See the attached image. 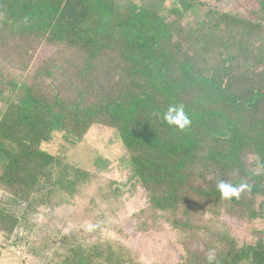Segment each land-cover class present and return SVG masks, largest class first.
<instances>
[{"label":"trees","instance_id":"16d2710c","mask_svg":"<svg viewBox=\"0 0 264 264\" xmlns=\"http://www.w3.org/2000/svg\"><path fill=\"white\" fill-rule=\"evenodd\" d=\"M220 1L0 0V238L16 246L18 227L70 205L95 238L55 229L29 244L40 263L148 264L103 233L138 190L137 229L177 248L150 264H264L253 228L264 221V0H238L242 12ZM42 45L51 55L34 61ZM174 105L183 129L163 119ZM95 126L120 143L125 181L106 174L107 158L88 170L42 148L57 134L78 145ZM220 182L245 187L225 199Z\"/></svg>","mask_w":264,"mask_h":264},{"label":"rangeland","instance_id":"374dc122","mask_svg":"<svg viewBox=\"0 0 264 264\" xmlns=\"http://www.w3.org/2000/svg\"><path fill=\"white\" fill-rule=\"evenodd\" d=\"M237 2L238 0H222L218 3V7L242 12L243 10H241L240 6H237ZM50 55V47L42 45L37 50L34 61ZM42 148L52 154L64 152L68 161L88 170H97L99 168L97 164L99 158H107L109 159V164L106 174L116 180L125 181L126 175L123 168L115 165L118 164L117 158L123 154V150L110 129L95 126L87 133L84 142L75 146L68 144L57 134L50 143H43ZM124 200L125 205L118 213L116 219H114L116 224H111L110 227H103V233L118 237L123 243L137 252L141 260L148 264L156 259L173 260L176 258L177 248L171 247L167 243L165 231L137 229L136 221L132 215L144 205L142 193L138 190L131 194L126 193ZM16 212L19 213L20 211L16 210ZM43 212L47 213L38 215L34 229L29 230L28 227L22 228L20 226L15 230V233H17L14 234L13 238L17 240L18 245H10L0 238V264H50L47 262L40 263V259L33 254L29 244H39L45 236L55 229H60L63 232H76L82 237L88 236L87 239L89 241L95 238L96 233L93 231L90 221L80 212H75L73 215L70 205H59L51 211L48 207H45ZM224 219L232 234L239 240H251L254 236L250 224L230 215H226ZM42 224L43 226H40ZM253 228L264 232V221L257 220ZM19 237L25 238L20 240ZM55 239L58 238L54 237L51 240ZM59 245L60 240H56L54 249L62 252L63 248H59Z\"/></svg>","mask_w":264,"mask_h":264},{"label":"clouds","instance_id":"9594fccd","mask_svg":"<svg viewBox=\"0 0 264 264\" xmlns=\"http://www.w3.org/2000/svg\"><path fill=\"white\" fill-rule=\"evenodd\" d=\"M163 119L167 124L175 125L180 129L185 128L191 123L190 119L185 115L182 106H170L164 113ZM244 187L245 185L233 186L224 182H220L217 185L220 195L225 199L238 198ZM207 259L209 264H212L215 259L214 254L209 255Z\"/></svg>","mask_w":264,"mask_h":264}]
</instances>
